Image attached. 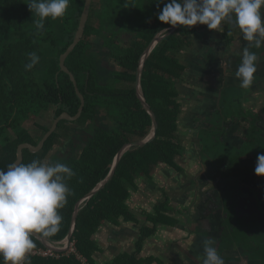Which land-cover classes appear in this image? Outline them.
<instances>
[{
  "label": "trees",
  "instance_id": "trees-1",
  "mask_svg": "<svg viewBox=\"0 0 264 264\" xmlns=\"http://www.w3.org/2000/svg\"><path fill=\"white\" fill-rule=\"evenodd\" d=\"M119 1L103 0V13L106 10L112 15L111 10L119 6L114 12L115 18L117 21L123 19L126 23L133 22L129 30L136 33V41L129 48L117 53L122 69L118 73L113 72L114 80L107 77L111 71L102 67L101 61L91 50V35L102 31L101 27L93 25V9L90 11L83 40L65 62L85 98L81 120L90 124L82 135L74 137L71 142V146L78 148L82 146L78 142L86 144L79 157L67 156L61 160V163L73 170L74 175L68 181L71 195L60 210L63 217L60 231L48 238L51 241L65 239L77 202L109 175L112 161L120 150L129 143L146 138L152 130V117L136 94L137 70L141 57L154 37L163 29L172 27L161 23L157 18L158 10L163 7L161 0H121V5L116 4ZM27 3L28 0H0V137L3 138L0 142V169L4 170L17 160L19 145L38 144L37 139L24 128L27 122L43 119L50 109L56 108L55 118L65 112L75 116L81 106L74 83L70 76L61 70L60 57L75 39L85 0H70L65 16L56 20L49 18L45 30L39 34ZM107 18L108 16L105 19ZM100 19L101 24H107L106 20ZM225 25L228 26V22ZM196 31L197 26L190 29L188 26H181L156 46L145 63L141 84L147 103L157 117L159 128L156 139L127 152L113 179L79 213L72 241H75L79 253L88 260V264H94L96 243L93 236L103 222L118 225L123 221L141 225L140 219L126 204L130 185H134L137 178H149L159 164L174 166L175 159L183 150L178 129V120L183 111L177 101V87L189 78L190 63H184L178 56L185 45L192 46L187 38L196 34ZM31 52H36L40 61L28 71L25 64L28 63V53ZM256 103L261 108H257V115L250 114L254 117L252 127L248 130L242 128L246 138L243 139V146L236 148L227 143L225 138L219 143L216 138V150H224L230 146V149L241 154L249 152L254 149L251 145L248 146V140L252 145L260 140L262 147L264 138L258 136L260 131L257 123L261 120L264 123V95ZM240 112V119L249 117L247 110L244 112L242 109ZM224 115L221 113L225 127L235 132L237 125L233 128L232 125L237 124L239 120L226 124L228 118ZM36 126L45 134L50 129ZM59 129V132L56 131L48 139L41 153L33 154L25 150L23 163H30L34 159L44 162L49 152L57 146L62 131H66L68 127L61 123ZM227 129L220 130L223 136L228 135ZM210 141L212 142L211 138ZM165 206L163 203L159 204L155 208L157 215L149 218L153 222L152 228L142 227L137 245L138 252L142 250L145 240L155 232L157 223L166 218L163 216V212H166ZM32 238L36 245L33 250L46 248ZM28 261L30 264H82L72 255H62L58 259L28 256ZM140 263L144 264V261H137L135 257L125 254L112 264Z\"/></svg>",
  "mask_w": 264,
  "mask_h": 264
},
{
  "label": "crops",
  "instance_id": "crops-1",
  "mask_svg": "<svg viewBox=\"0 0 264 264\" xmlns=\"http://www.w3.org/2000/svg\"><path fill=\"white\" fill-rule=\"evenodd\" d=\"M262 14H264V7H262ZM225 23L226 22H224L221 28L216 30V32L211 30L210 33L206 25H197L196 34L187 38L192 46L189 47L188 45H185L178 56L181 61L184 63H192L194 65L193 67H196L195 69L198 70V64L195 63V60L198 61L199 52L203 51V44H206L209 40H213L215 45L213 44L212 48L216 46L215 48L218 52V62L215 65L206 66L208 67V73H214L211 75L215 81L216 76L219 78V83H222L221 91L222 86L224 85L223 78L226 82L232 80L236 81V83H240L236 78L235 73L241 63L243 51L246 46H249L251 43V46L249 47L250 52L256 53L257 56L264 55V43H262L260 48H256L254 46V42H247L243 40L240 30L233 23L228 22V26L225 25ZM226 26L228 29L227 32H224V27ZM207 31L208 33H206ZM210 34H213L212 39L210 38ZM210 48L211 45H209V49ZM256 72L258 73V76H261L263 79V82H260L261 85L254 84L253 82L250 88L243 89L246 93V98L242 102V106L245 111H248V118H244V120L240 119L241 116H238L240 114L236 108H233L234 105L230 103L229 97L226 98L225 103H223V100L220 104L224 111L228 112L224 115L228 118L226 124H232L239 120L237 124L232 125V128L237 125L236 127L238 129L235 130V132H232L231 128H226L228 135H225L223 138L228 140H225L227 143L243 146V139L246 140V138H241L242 128L247 127L248 130V128L252 127L251 124H253V118H251L250 114L253 113L257 115V111L254 110V105H257L256 102L261 98L260 94L264 89V68L257 67ZM254 81L256 83L257 80ZM185 85L186 83L181 84V91L179 92V97H182H180V99H182L181 102L183 104V112L178 120V129L179 133H185L184 135L187 134L186 137L188 136L189 138L194 139L195 133L199 130V128L201 129L208 126L202 125V123H208V118H206V122H204L205 120H203L201 116L199 117V115L194 112L193 114L191 113L193 107L188 104L190 103V92L193 94L191 90L192 87L190 88ZM256 86H262V91L261 88L255 90L254 88ZM210 89L211 90L208 92L209 97L205 101V106H202L201 112L203 114L206 113L212 118H216L219 115V113L215 112L218 108L215 103L218 91L216 88ZM203 92L206 91H202V93ZM223 94H229L227 93L226 87L223 90ZM196 98L198 101L200 100L197 96ZM196 106L199 109V106ZM237 108L241 107L238 106ZM54 111V109H50V111L44 115L43 119L27 122L24 125V128L33 136L36 134L30 130L32 129L31 127L35 128L37 127L36 125H40L44 128H50L53 123L52 118H54ZM194 115H197L198 120L194 121ZM259 116L261 117L262 115L260 114ZM190 119L192 122H189ZM193 121L197 123L195 124L197 125L195 129H193ZM259 122H262V120ZM259 128H261V126H259ZM186 137L184 139H180V141L183 143V149L186 147L187 150H190L189 142L186 140ZM233 139H236V142H234ZM247 143L249 144V147L251 145L252 148H255L254 145L250 144L251 141L248 140ZM251 151L254 152V154L257 152V150H250L249 152ZM190 156L191 155H184L181 153L177 160H175L174 166L159 164L154 168L149 178H137L135 184L130 185V194L126 204L130 211L140 219L141 225L136 226L132 223H126L123 221H120L118 225L108 221L103 222L93 236V241L96 243V251L93 259L94 264H112L119 257L125 254L130 257H135L137 261H144L146 264H149L150 262L152 263L151 259L153 260L154 257L165 261L172 259L170 264H203V260L205 258L203 254L204 240L201 239L206 235V232H208L211 227H213V230L216 229V234L219 222L218 215L214 213L215 208L210 210L211 200L210 196H208L210 194H206V192L212 188L209 181H207L208 179L206 180V176H199L196 178L199 182L198 184H200L199 191H201L199 202H197L200 206V212L198 211L192 216H188V219L185 220L181 217L184 225H181L180 220L177 222L176 220L171 219V212H168L169 215H165L166 218L162 220V222L157 223L156 230L153 233L154 235L152 234L145 240L140 252L137 251L142 227H153L150 224H153V222L149 220V218L151 214H156L155 208L159 204L163 203L164 200H170L173 206L183 205L186 202L183 195L186 194L188 196V193L185 191L183 192V190H185L189 181L194 177V175L190 176L191 171L189 170L188 165ZM45 160L46 163H53L50 157ZM184 164H187V166L184 167ZM184 168H186V170ZM163 188L166 189L167 192H170L169 196L166 195L167 193L165 194V192H162ZM179 189H181V191H179ZM208 209L211 212H209ZM148 212H151V214H148ZM203 219H205V221H203ZM175 222H177L176 225H174ZM218 254L224 259L225 264H248L245 260L239 258L238 252L235 250L228 252V256L226 257H223L222 253L220 254L218 252ZM253 263H256V261H253Z\"/></svg>",
  "mask_w": 264,
  "mask_h": 264
},
{
  "label": "water",
  "instance_id": "water-1",
  "mask_svg": "<svg viewBox=\"0 0 264 264\" xmlns=\"http://www.w3.org/2000/svg\"><path fill=\"white\" fill-rule=\"evenodd\" d=\"M91 5L92 0H85V7L80 19V24L78 31L76 32L75 39L70 45V47L66 50V52L60 57L61 70L70 76V79L74 83L76 93L81 100V106L79 108L78 114L76 116H71L65 112L60 117L54 118L50 129L37 145L24 143L18 146L17 160L14 163H23L25 150H29L30 153L33 154L40 153L43 150L45 143L53 135V133L57 131L59 124H61L63 121L76 122L81 117L83 108L85 106V99L79 91L75 76L66 67L65 62L69 55L74 51V49L84 37L86 25L90 16ZM180 27L181 26H177L176 28H169L168 32H159V34L154 37V39L144 52L143 56L141 57L139 68L137 70L136 94L138 99L142 103L144 109L152 117L153 126L150 134L142 140L125 145L120 150V152L114 157L109 175L103 181H101L89 194H87L77 202L71 226L65 239H63L62 241L55 242L49 240L48 238H43L39 234L33 235V237L40 243H42L44 247L53 249L58 252L66 251L76 231V221L79 213L85 206L88 205L91 199L100 191H102L106 187V185L113 179L123 156L132 148L143 147L156 139L159 125L155 113L152 111L150 105L147 103V100L145 98L141 84L142 74L145 67V63L152 51L156 48V46L165 38L174 34ZM212 31L216 32V30ZM224 32H226L225 27ZM210 38H213V34H210ZM213 44V40H209L206 44H203V51L199 52L198 61L195 60V63L198 64V68L200 69V71H203V73L189 75V81L187 83L189 86L193 87V95L197 96L200 99L198 101V111L200 112L195 113L194 111V113L200 115L203 120L208 118V123L213 118L208 116L206 113L203 114L201 110L202 106H205V101L209 97V93H202V91L199 90L200 87H208L213 89L216 88V90L218 91V96L216 97L215 103L218 108L215 112H222L223 114L228 113L227 111H224L222 106H220L221 102L225 100V95L223 94V90L225 89V87L223 85L221 91L222 83H219L220 80L217 76L216 81L213 79V76L211 74L214 73H208V67L206 66L215 65L218 62V52L215 48L216 46L212 48ZM209 45H211L210 49ZM258 56L259 60L257 61L256 67L264 68V55ZM103 66L107 67L108 65H106L105 63ZM254 80H257L256 83ZM223 81H225L224 78ZM253 82L257 85H261L260 82H263V79L261 78V76H258L257 72L254 74ZM240 97L242 99H245L246 93L243 92ZM204 122H206V120ZM225 128L228 127H225L223 118L221 119V122L217 123L214 121V125H212V123L210 122L205 128L206 133L203 139L204 155L202 156L204 160L202 159L203 161L200 162V167H197L196 169L191 168V174L194 175L195 178L193 177L189 181L190 186L189 191H187L188 196L186 194L183 195L186 199V202L188 203L186 212H184V216L185 219H188V216H192L198 211L200 212V206L197 202H199V196H201V191H199L200 184H198L199 182L196 178L199 176H206V180L208 179L207 181H209L212 188L206 192V194H211L210 210H213L215 208L214 213L218 215L219 222L217 233L215 234L216 229L213 230V227H211L210 230L206 232V235L202 237L201 240H213L214 246L220 254L222 253L223 257L228 256V252L235 250L236 252H238L239 258L245 260L248 264H252L253 261H256L258 264H264V182L255 188L248 185L249 180L253 179L255 176L254 165L256 164L257 156L256 154H251V152L248 151H245L241 154L235 150V153L233 155H229L228 152L230 150H233L230 149V146H228L224 150H216L214 148V141L217 138L219 139V143L223 142L224 134H217L218 132H221L220 130ZM210 138L212 142L210 141ZM70 142L71 140L67 142L68 146L70 145ZM231 145L235 146L236 148H239V145L237 144ZM85 147L86 144H82L81 148L85 149ZM232 156L237 157L235 161H237V163L240 162V169L234 168V164L230 163V160L226 162V159ZM248 157H251L252 159L251 162L247 163ZM230 159L233 160L232 158ZM206 169L213 170V174L208 173V170L206 171ZM179 191H181V189H179ZM210 210L208 209L209 212H211ZM203 221H205V219H203ZM243 229L245 230V232L242 231ZM251 231L252 233L249 234V232Z\"/></svg>",
  "mask_w": 264,
  "mask_h": 264
},
{
  "label": "clouds",
  "instance_id": "clouds-1",
  "mask_svg": "<svg viewBox=\"0 0 264 264\" xmlns=\"http://www.w3.org/2000/svg\"><path fill=\"white\" fill-rule=\"evenodd\" d=\"M160 3L163 7L157 18L172 28L206 25L211 31L231 22L244 41L254 42L256 48L264 43V0H161ZM69 4L70 0H28L37 34L45 30L49 18L64 17ZM250 46L251 43L244 48L235 73L242 89L251 87L257 71L258 56L249 51ZM39 61L36 52L28 53L25 69L32 70ZM254 171L258 177H264V153L257 155ZM73 175V170L64 163L38 159L0 169V264H30L28 255L36 247L33 235L50 238L60 231L63 220L60 210L71 195L68 181ZM203 254V264H225L211 239L203 241Z\"/></svg>",
  "mask_w": 264,
  "mask_h": 264
},
{
  "label": "flooded vegetation",
  "instance_id": "flooded-vegetation-1",
  "mask_svg": "<svg viewBox=\"0 0 264 264\" xmlns=\"http://www.w3.org/2000/svg\"><path fill=\"white\" fill-rule=\"evenodd\" d=\"M99 2H101V3H103V0H99ZM95 0H92V5H91V9H93V19H95V20H93V25L95 26V27H101L102 28V31H96V33H94V34H92L91 35V37H90V41H91V50H92V52H94L96 55H97V59L99 60V61H101V65H102V67L103 68H105V69H108V70H110V71H112V72H115V73H118V72H120L121 71V66H120V64H119V62H118V52H120V51H122V50H125V49H127V48H129L135 41H136V33H133V32H131L130 30H129V27H130V25H132L133 24V22L132 21H130V22H127L126 23V21L125 20H123V19H121V20H118L117 22V25H113V27L111 26V25H108L109 23H111L110 21H106V23L107 24H105V25H103V24H101V22H100V15H101V11H102V13H103V9H102V5H101V7H100V10H99V12H97L96 13V11H94V5H95ZM119 7V6H118ZM117 6L115 7V8H118ZM91 11V10H90ZM114 12L115 11H113L112 12V15L114 14ZM91 13V12H90ZM115 15H116V13L114 14V16H113V19H114V21H116V18H115ZM96 16V18H94ZM90 17V16H89ZM105 19V18H104ZM108 19V18H107ZM112 19V18H111ZM89 21V20H88ZM123 21V22H122ZM88 23V22H87ZM120 25H124V27H121ZM98 28H95V29H98ZM209 31V33H210V30H208ZM208 31L206 32V33H208ZM100 33H101V35H100ZM108 34H109V36H108ZM84 35H85V33H84ZM84 38V37H83ZM83 40V39H82ZM201 49V48H200ZM203 50V49H202ZM106 61V62H105ZM106 63V65H108L107 67H105V66H103L104 64ZM194 65L192 64V63H190L189 65H188V74L189 75H191V74H202L203 73V71H200V69L198 68V70L197 69H195L194 67H193ZM192 68V69H191ZM114 69V70H113ZM188 79L187 80H185V81H183V82H181L182 84L183 83H186V85L185 86H188V87H192V86H189L187 83H188ZM224 87H226L227 88V93H229L228 95L227 94H225V100L223 101V103H225V101H226V98H228L229 97V99H230V103H232L234 106H233V108H236L237 109V107L238 106H240V107H243L242 105H240V104H243L242 102H243V100L240 98V95L244 92L243 91V89L242 88H240L239 87V83H236V81H232V80H230V81H227L226 82V80L224 81ZM180 86L181 85H179L177 88H178V97H177V101H178V103L180 104V107H181V109H183V104H182V102H181V100L182 99H180V97H179V92L181 91L180 90ZM135 88H136V85H135ZM261 88V91H262V86H256L254 89L255 90H258V89H260ZM193 89V87L191 88V90ZM199 90L200 91H206V92H209L211 89L210 88H207V87H205V88H203V87H200L199 88ZM188 93V92H187ZM198 93H200V92H198ZM263 95H264V89H263V91L261 92V94H260V97H263ZM189 97H190V103L188 104L189 106H191L192 105V107H193V109H192V114H193V112L195 111V113H198V112H200V111H198V108H197V106L196 105H198V99L196 98V96H194L193 94H191V92H190V94H189ZM182 98V97H181ZM85 99V98H84ZM197 100V101H196ZM184 103H185V101H184ZM85 107V106H84ZM255 107L256 108H258L259 110H260V108H261V106L260 105H255ZM84 109V108H83ZM67 113V112H66ZM83 113V112H82ZM63 114V113H62ZM61 114V115H62ZM78 114V113H77ZM76 114V115H77ZM60 115V116H61ZM70 115V114H69ZM75 115V116H76ZM60 116H58V117H60ZM72 116V115H71ZM81 116H82V114H81ZM199 117H200V115H199ZM198 117V118H199ZM55 118V117H54ZM203 119V118H202ZM79 120H81V117L79 118ZM195 120H198L197 119V115H194V121ZM193 121V129H195L196 128V126L197 125H195V124H197V123H195ZM189 122H192V120L190 119V121ZM72 122H69V121H63L62 122V125H64V126H66V127H68V129L65 131H62V135H61V137H60V139L58 140V143H57V146L56 147H54V149H52L50 152H49V154H48V157H50L51 159H52V161H53V163H56V162H54V158H56V157H58V156H61L62 158H67V156L68 157H72V158H77V157H79V155H80V152H81V147H74V146H71V142L73 141V139H74V137H76V136H78V135H82V133L85 131V129H83V128H80L79 126H72V124H71ZM88 125L87 126H89V124L90 123H87ZM209 123H202V125H205V126H207ZM264 123H262V122H260L259 123V125H258V123H257V126H261V128L259 129L258 128V131H260L259 133H258V136H261V137H263L264 138V129H263V127H264V125H263ZM206 128V127H205ZM205 128H199V130H197L196 131V133H195V138L194 139H192V138H189V137H186V140L189 142V149L190 150H187V148L185 147L183 150H182V154H188V155H191L190 156V160H189V163H188V165H189V170L191 171V168H193V169H196L197 167H200V165H201V161H203L204 159L202 158V156L204 155L203 154V139H204V136H205V133H206V130H205ZM58 129H59V127H58ZM60 130V129H59ZM57 132H59L58 130H57ZM60 132H61V130H60ZM69 140H71V142H70V145L68 146L67 145V142L69 141ZM236 139H233V141L234 142H236L235 141ZM260 141V140H259ZM259 141H257V143L259 142ZM134 142H136V141H134ZM184 142H186V141H184ZM78 144L79 145H82V143L81 142H78ZM84 144V143H83ZM181 144H182V142H181ZM263 144H264V142H263ZM182 146H183V144H182ZM256 146V150H257V152H256V156L259 154V153H264V147H260V145H255ZM261 148H262V150L263 151H261ZM202 149V150H201ZM181 155V154H180ZM179 155V156H180ZM47 157V158H48ZM178 158V157H177ZM177 158L175 159V160H177ZM203 159V160H202ZM44 162H46V160H44ZM255 166H256V164H255ZM255 168V167H254ZM208 169H206V171H207ZM208 173H209V170H208ZM190 176H191V174H190ZM264 182V177H258L256 174H255V176H254V178L253 179H250L249 180V183H248V185H250V186H252L253 188H255V187H257V186H259L261 183H263ZM190 184V183H189ZM189 184L187 185V187L185 188V192H187L188 190H189ZM163 190L164 191H166V195H168L169 196V194H170V192H167V190L166 189H164L163 188ZM211 197V196H210ZM168 198V197H167ZM165 199V198H164ZM164 201H166V200H164ZM185 201V200H184ZM171 204H172V202H171ZM187 202H185L183 205H178L179 207H183L184 208V212H186V208H187ZM174 208H176L177 209V206H174ZM175 209V210H176ZM168 211H166L165 213H167ZM178 214H180L179 212H177ZM183 217V219H185V216L183 215L182 216ZM242 231H244L245 232V230L243 229ZM252 233V231L251 232H249V234H251ZM252 264H258L257 262L256 263H253L252 262Z\"/></svg>",
  "mask_w": 264,
  "mask_h": 264
},
{
  "label": "rangeland",
  "instance_id": "rangeland-1",
  "mask_svg": "<svg viewBox=\"0 0 264 264\" xmlns=\"http://www.w3.org/2000/svg\"><path fill=\"white\" fill-rule=\"evenodd\" d=\"M95 5H94V11H96V13L97 12H99V10H100V7H101V5H102V9L104 10V2L103 3H101V2H99V0H95ZM124 2V1H123ZM122 2V3H123ZM111 4H112V2H111ZM116 4H119V5H121V0L119 1V2H116ZM124 4H126V3H124ZM144 8H145V6H143ZM119 8V7H118ZM118 8H115V9H112L111 11L113 12V11H116ZM150 10V9H149ZM144 11H145V9H144ZM147 12H149V11H147ZM101 13H102V11H101ZM109 14H110V12L108 13L106 10H105V12L104 13H102L101 15H100V18H106L107 16H108V19H104V20H106V21H110L111 23H109L108 25H111L112 27H113V25L115 24V25H117V20L116 21H114V19L112 20L111 18H113V16H114V14L113 15H111L110 14V16H109ZM94 18H96V16L94 17ZM93 20H95V19H93ZM123 22V21H122ZM95 25V24H94ZM223 25V24H222ZM221 25V26H222ZM121 27H124V25H120ZM108 36H109V34H108ZM107 77H109V79L110 80H114V76H113V72L111 71V73L110 74H108L107 75ZM243 108H237L236 110L238 111V113L239 114H241V110H242ZM56 110H57V108H56ZM55 110V111H56ZM254 110L256 111L257 110V108L256 107H254ZM244 112H245V110H244ZM251 118H254V117H251ZM219 119H220V121H219ZM221 119H222V117L220 116V115H218V118H213V119H211L210 121H209V123L211 122L212 123V125H214V121L215 122H221ZM72 124V126H79L80 128H83V129H87V123H86V120H77L76 122H72L71 123ZM33 125H34V123H33ZM32 125V126H33ZM245 126H247V125H245ZM32 129H30L31 131H33V132H35V136H34V138H36L37 140V142L39 143L41 140H42V137L44 136V132L42 131V130H40V129H37V127H35V128H33V127H31ZM245 128H247V127H245ZM244 132H245V130L244 131H242V134H241V138L243 139V138H245V136H244ZM222 132H218V134L217 135H220ZM185 133H182V132H180L179 133V138L180 139H184L185 137H186V135H184ZM217 135H215V136H217ZM188 137V136H187ZM3 138L2 137H0V142H1V140H2ZM46 144V143H45ZM183 144V143H182ZM254 145H260V147H261V141H259L258 143H253ZM262 147H264V144H262ZM77 148V147H76ZM254 150H256V146H255V148H253ZM261 151H263L262 150V148H261ZM41 153V152H40ZM235 153V151L234 150H230L229 152H228V154L229 155H233ZM39 154V153H38ZM251 154H254V152H251ZM230 158H232L233 160H231ZM237 159V157H235V156H232V157H228L227 159H226V162L228 161V160H230V163H232V164H234V168H236V169H240V162L239 163H237V161H235ZM251 157H248L247 158V163L248 162H251ZM61 160H62V157L61 156H58V157H56V158H54V162H61ZM184 167H186L187 166V164H184L183 165ZM255 166V165H254ZM246 167V166H245ZM185 170H186V168H184ZM209 173H212L213 174V170H209ZM190 174H191V172H190ZM192 175V174H191ZM163 190V189H162ZM184 191H186V190H183V192ZM162 192H165L166 193V191H162ZM210 196H211V194H210ZM163 205H166L165 206V208H166V211H168V212H171V219H174V220H176L177 222L180 220L181 221V225H184V223H183V220H182V216L184 215V208L183 207H179V206H177V209L176 208H174V206L171 204V201L169 200V201H164L163 202ZM176 209V210H175ZM165 213V212H163V216H165V215H169V213ZM177 212H179L180 214H178ZM148 214H151V212H148ZM157 215V213L156 214H151L150 215V217H152V216H156ZM175 215V216H174ZM177 216V217H176ZM179 216V217H178ZM177 222H175L174 223V225H176L177 224ZM152 226H153V224L152 223H150ZM154 235V234H153ZM175 247H177V246H175ZM56 252V251H55ZM68 252V251H67ZM173 257V256H172ZM151 261H152V264H170L171 262H172V259H170L169 261H165V260H160L159 258H153V260L151 259ZM144 264H146V263H144ZM149 264H151V262L149 263Z\"/></svg>",
  "mask_w": 264,
  "mask_h": 264
},
{
  "label": "built area",
  "instance_id": "built-area-1",
  "mask_svg": "<svg viewBox=\"0 0 264 264\" xmlns=\"http://www.w3.org/2000/svg\"><path fill=\"white\" fill-rule=\"evenodd\" d=\"M68 251V252H67ZM67 251L66 252H58L53 249H49V248H43L41 250H31L29 255L28 256H41V257H44V258H47V257H54V258H60L62 255H72V256H75L77 258L78 261H80L82 264H88V261L85 257H83L78 249H77V246H76V243L75 241H72L70 243V245L68 246L67 248Z\"/></svg>",
  "mask_w": 264,
  "mask_h": 264
}]
</instances>
